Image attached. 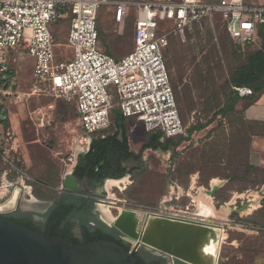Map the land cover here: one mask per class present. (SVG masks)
<instances>
[{"label":"rangeland","instance_id":"rangeland-1","mask_svg":"<svg viewBox=\"0 0 264 264\" xmlns=\"http://www.w3.org/2000/svg\"><path fill=\"white\" fill-rule=\"evenodd\" d=\"M113 14L114 5L102 4L98 9L99 47L121 59L134 47L136 8L127 7V17L121 24L113 21ZM215 19L185 36L170 34L163 49L185 127L184 134L173 139L179 146L168 152L146 150L139 161L123 163L122 178L109 180L125 179L126 183L107 188L104 182L101 205L114 218L126 209L141 220L146 213L180 210L193 200L191 210L222 228L215 264H264V170L247 162V130L241 116L245 103L221 113L236 97L235 88L255 91L264 86V28L252 36L251 42L238 44L226 34L220 19ZM68 22V17L61 18L48 27L57 65L71 56ZM171 26L160 25L164 32ZM32 68L33 60L28 56L12 57L2 84L14 97L7 102L0 100V199L20 188L22 209L31 199L46 203L58 197L62 182L73 170L74 157L81 147L78 141L84 135L73 103L32 94ZM114 110L110 127L92 134L91 139L115 133ZM125 137L130 150L138 153L150 134L144 132L141 122L128 118ZM212 180L216 185L211 189ZM174 183L181 189L192 187L189 197L174 200L170 188ZM139 253L148 262L168 264L167 259L151 252L140 249Z\"/></svg>","mask_w":264,"mask_h":264},{"label":"built area","instance_id":"built-area-1","mask_svg":"<svg viewBox=\"0 0 264 264\" xmlns=\"http://www.w3.org/2000/svg\"><path fill=\"white\" fill-rule=\"evenodd\" d=\"M114 5L113 21L121 24L127 7L136 8L133 24V50L121 59L107 55L99 47L98 9ZM68 17L67 47L70 59L54 63V42L50 24ZM219 18L230 39L240 44L251 42L257 29L264 26V7L247 5L244 0H179L153 4L131 0H0V100L14 94L2 84V76L12 57L26 55L33 60V95L73 103L84 135L78 141L79 153L88 151L91 135L110 127L112 110L125 119L135 118L147 134L159 132L165 139L182 136L180 119L170 83L163 49L170 34L185 36L205 22ZM169 23L164 32L160 25ZM241 97L251 96L248 88H235ZM173 195L175 185H171ZM162 209L164 214L198 220L190 207Z\"/></svg>","mask_w":264,"mask_h":264},{"label":"water","instance_id":"water-1","mask_svg":"<svg viewBox=\"0 0 264 264\" xmlns=\"http://www.w3.org/2000/svg\"><path fill=\"white\" fill-rule=\"evenodd\" d=\"M119 137H122V131H119ZM63 187L67 190H78L71 177L63 182ZM20 194L21 189L15 188L3 200L0 199V216L16 210ZM7 204L10 206L6 207ZM152 219H165L171 225L170 228H165L166 231L188 234L179 245L182 248L190 243L191 237L199 230L215 234L216 230L222 229L215 223L164 214L156 216L146 213L139 220L135 212L125 209L109 227L116 229L128 241L131 248L126 252L121 246L111 242L95 241L76 247L59 238L46 240L0 217V264H136L133 254L140 249L166 258L168 264H192L144 244L146 224Z\"/></svg>","mask_w":264,"mask_h":264},{"label":"trees","instance_id":"trees-1","mask_svg":"<svg viewBox=\"0 0 264 264\" xmlns=\"http://www.w3.org/2000/svg\"><path fill=\"white\" fill-rule=\"evenodd\" d=\"M136 1V0H135ZM198 28L195 26L194 29ZM264 26H261L257 31ZM193 29V30H194ZM224 29V28H223ZM225 31V30H224ZM226 32V31H225ZM189 32L186 33V35ZM227 34V32H226ZM228 35V34H227ZM230 38V37H229ZM111 56L110 54L106 53ZM171 82V80H170ZM247 88V87H238ZM264 89V86L258 90H251L252 95L241 97L236 91V97L232 99L231 103L228 104L226 110H222L221 113H229L231 108L236 106L237 103L241 101H252V97L255 93L257 95ZM175 95V94H174ZM256 95V96H257ZM250 97V99H249ZM176 99V97H175ZM254 99V98H253ZM177 103V99H176ZM178 106V105H177ZM125 121L126 119L122 117L118 110L113 111V122L115 127V133L109 135H100L97 138L91 140L89 150L85 155L83 161L75 169V177L78 181L82 179L96 180L97 178L102 179H119L124 175V169L122 168L123 163L135 162L141 159V155L146 150H161L162 152H168L171 147H178L179 142H174L173 139H165L162 137L161 133L154 132L150 133L148 141L143 144L138 153H134L129 150L126 137H125ZM119 131H122L123 141H118ZM181 137V136H179ZM177 137V138H179ZM53 213L49 217L48 230L45 235H39L41 238L49 240L50 238H64V241L72 246L71 242L64 234L62 236L59 231V221L62 219L66 213H72L77 219L81 220L80 229L82 243L80 246L87 245L95 241L111 242L115 245L121 246L126 252H129V248L123 246L121 241L113 234L111 229H108L105 225L101 224L95 217L90 214L93 208L92 204H88L80 198H70L66 196H58L53 200ZM89 223L94 224L90 226ZM143 256L136 251L133 254V258L136 264H151L145 262L142 259ZM144 258V257H143ZM146 260V259H145ZM147 261V260H146ZM156 264V263H152Z\"/></svg>","mask_w":264,"mask_h":264},{"label":"flooded vegetation","instance_id":"flooded-vegetation-1","mask_svg":"<svg viewBox=\"0 0 264 264\" xmlns=\"http://www.w3.org/2000/svg\"><path fill=\"white\" fill-rule=\"evenodd\" d=\"M117 138L119 142L123 141V138H120L119 135ZM87 152L88 151L81 152L77 162L73 166V170H71L70 173H68L64 179L65 181L68 177H71L73 181H75V183L77 184L78 190L65 189L63 187V181L62 189L58 196H66L68 199L80 198L88 204H92L93 208L90 211V214L95 217L96 220H98L101 224L105 225L108 229H111L113 234L118 238L119 241H121L123 246L130 249L131 247L128 241L122 235H120V233L116 229H114L113 227H109L107 222L102 219V212L98 208V206H102V184L104 182H107L109 179L97 178L96 180L82 179L78 181L74 175L76 167L81 164ZM20 204L21 203L19 202L15 211L2 215L0 217L11 223H14L15 225L21 226L37 235H45L46 231L48 230L49 217L53 213V201L39 203L34 199H31L27 202V207L25 209H22ZM80 224L81 220L77 219L72 213H66L64 216H62V219L59 221L60 234L62 236H64V234H67L64 237H67L71 242H73V245H76V247H79L82 243ZM89 225L93 226L94 224L89 223ZM59 239L64 240V238L62 237H59ZM149 254L153 255V253ZM142 259L146 263L148 262L145 260V257H142ZM164 260L166 261V258Z\"/></svg>","mask_w":264,"mask_h":264},{"label":"bare ground","instance_id":"bare-ground-1","mask_svg":"<svg viewBox=\"0 0 264 264\" xmlns=\"http://www.w3.org/2000/svg\"><path fill=\"white\" fill-rule=\"evenodd\" d=\"M125 183V179L109 180L106 182V187L110 188ZM10 204H7L8 206L6 207H9ZM101 207L102 219L107 222L108 225L114 223L118 216L123 212V210L120 211L118 216L114 218L106 207ZM170 226L171 225L165 219L160 221L152 219L148 221L145 228L144 244L192 264H215L216 249L219 242L218 230H216L215 234L199 230L194 237H191L190 243L182 248V246L180 247L179 245L187 238L188 234L176 231H166L165 228H170Z\"/></svg>","mask_w":264,"mask_h":264},{"label":"crops","instance_id":"crops-1","mask_svg":"<svg viewBox=\"0 0 264 264\" xmlns=\"http://www.w3.org/2000/svg\"><path fill=\"white\" fill-rule=\"evenodd\" d=\"M244 2L249 6L264 7V0H244ZM242 103H245V105L241 108V116L246 124L247 130V162L254 168L264 170V89L254 99H252V101H241L236 107H240ZM80 154L81 153H79V155ZM77 158L75 163L77 162ZM174 185L176 189L173 190V195H177L180 198L183 196L189 197L192 187L188 189H181L182 187H179L176 183H174ZM211 185H216L214 180H212L209 185L212 189ZM202 189L203 188L201 187V190ZM205 197L209 196L205 195ZM180 209H183V207ZM194 213L200 221L217 224L213 219H207L204 215L197 214L196 211H194Z\"/></svg>","mask_w":264,"mask_h":264}]
</instances>
